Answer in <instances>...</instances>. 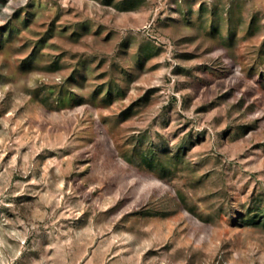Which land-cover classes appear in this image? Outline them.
<instances>
[{
  "label": "rangeland",
  "instance_id": "rangeland-1",
  "mask_svg": "<svg viewBox=\"0 0 264 264\" xmlns=\"http://www.w3.org/2000/svg\"><path fill=\"white\" fill-rule=\"evenodd\" d=\"M261 214L264 0H0V264H264Z\"/></svg>",
  "mask_w": 264,
  "mask_h": 264
},
{
  "label": "trees",
  "instance_id": "trees-1",
  "mask_svg": "<svg viewBox=\"0 0 264 264\" xmlns=\"http://www.w3.org/2000/svg\"><path fill=\"white\" fill-rule=\"evenodd\" d=\"M149 161H151V158L148 160V163L150 164V162ZM152 163V162H151ZM261 222L264 224V214H261ZM256 221H258V220H256Z\"/></svg>",
  "mask_w": 264,
  "mask_h": 264
}]
</instances>
